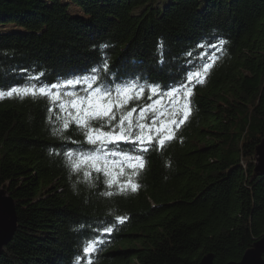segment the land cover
I'll return each mask as SVG.
<instances>
[{"label": "trees", "instance_id": "obj_1", "mask_svg": "<svg viewBox=\"0 0 264 264\" xmlns=\"http://www.w3.org/2000/svg\"><path fill=\"white\" fill-rule=\"evenodd\" d=\"M7 24L21 31L0 30V90L94 66L110 86L164 88L205 54L219 59L193 89L176 138L143 154L136 192L109 189L102 173L87 180L71 171L65 153L94 146L75 124L53 135L61 113L52 106L49 122L47 97L0 100V188L16 215L0 264H199L210 254L227 264L264 237V174L254 173L264 136V0H0V27ZM219 40L226 43L212 48ZM149 102L145 91L127 107ZM103 227L113 232L100 235ZM97 237L105 242L85 255L83 244Z\"/></svg>", "mask_w": 264, "mask_h": 264}, {"label": "snow or ice", "instance_id": "obj_2", "mask_svg": "<svg viewBox=\"0 0 264 264\" xmlns=\"http://www.w3.org/2000/svg\"><path fill=\"white\" fill-rule=\"evenodd\" d=\"M225 43L219 40L218 45L211 47L215 49ZM100 47L104 49L107 45ZM201 59L206 62L187 72L179 83L165 85L164 88L157 83L145 85L137 80L110 86L101 80L100 68L94 66L84 75L51 84L38 83L43 73L30 75L23 85L0 90V100L47 97L51 105L49 122H52V106L59 108L61 113V117H58L60 127L53 128V135L62 136L70 124H75L83 130L84 142L94 146L87 152L70 150L65 153L71 171L76 173L83 170L87 180H90L93 171L102 173L109 189L115 187L121 194L136 192L140 187L137 178L146 165L143 154L153 146L162 149L176 138V132L190 117L193 89L197 84L206 82L219 57L205 54ZM100 67L108 70L106 59L102 58ZM77 86H80L79 89ZM145 91L150 102L129 109V103L141 100ZM94 121H100V126L93 127ZM121 143L135 147L132 151H121L118 148ZM109 145L114 147L109 149ZM102 195L112 196L113 192L105 191ZM116 219L118 223H123L127 217ZM112 232L113 227H103L100 235H110ZM104 242L99 237L88 240L83 244V253L90 256ZM89 264H92L91 259Z\"/></svg>", "mask_w": 264, "mask_h": 264}, {"label": "water", "instance_id": "obj_3", "mask_svg": "<svg viewBox=\"0 0 264 264\" xmlns=\"http://www.w3.org/2000/svg\"><path fill=\"white\" fill-rule=\"evenodd\" d=\"M255 175L264 174V136L255 148ZM16 229V215L11 197L0 188V251L11 240ZM264 237L256 241L238 262L227 264H264ZM199 264H213V256H204Z\"/></svg>", "mask_w": 264, "mask_h": 264}, {"label": "rangeland", "instance_id": "obj_4", "mask_svg": "<svg viewBox=\"0 0 264 264\" xmlns=\"http://www.w3.org/2000/svg\"><path fill=\"white\" fill-rule=\"evenodd\" d=\"M71 10H72V15L78 14L76 9H71ZM0 30H5V32L6 31H21L17 26H14L13 24H10V25L7 24L6 26L0 27Z\"/></svg>", "mask_w": 264, "mask_h": 264}]
</instances>
